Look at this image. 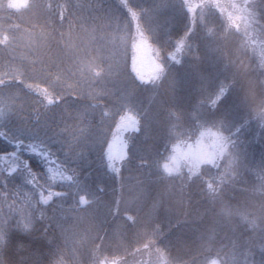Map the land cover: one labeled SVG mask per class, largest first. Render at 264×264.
Returning <instances> with one entry per match:
<instances>
[{
    "label": "trees",
    "instance_id": "trees-1",
    "mask_svg": "<svg viewBox=\"0 0 264 264\" xmlns=\"http://www.w3.org/2000/svg\"><path fill=\"white\" fill-rule=\"evenodd\" d=\"M187 1L1 0L0 264H264V0Z\"/></svg>",
    "mask_w": 264,
    "mask_h": 264
},
{
    "label": "rangeland",
    "instance_id": "rangeland-1",
    "mask_svg": "<svg viewBox=\"0 0 264 264\" xmlns=\"http://www.w3.org/2000/svg\"><path fill=\"white\" fill-rule=\"evenodd\" d=\"M188 5L190 9L193 10L191 19L193 20L194 17H199V22H202L204 19V15L202 12L204 8L201 1L188 0L186 2V6ZM248 27L250 28V32H252V28L250 27V25ZM134 30V48L138 49V56H142L141 61L136 63L135 67L138 68L137 70L141 73L145 71L148 66L149 70H152V66L160 68V63L158 62V60H154L153 58V48L150 47L146 34H143L142 30L138 29L137 26H135ZM141 74L143 75V73ZM126 147L127 145H125V143H122L120 139H117L113 143L111 150L116 152V158H122L126 152ZM177 149L178 148H176L175 150L177 151ZM220 153L221 147L219 145V136L216 132L208 129L204 132L199 133L196 139L184 143L182 145V148H179L177 152H171L168 157L170 159L169 163L166 165V170L170 174L176 173L184 165H200L202 163L210 162L215 158H218L220 156ZM155 254V256H152L151 252L149 251L147 252V257L150 259H153V257H155V259H159L162 257V254Z\"/></svg>",
    "mask_w": 264,
    "mask_h": 264
}]
</instances>
